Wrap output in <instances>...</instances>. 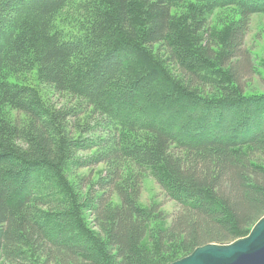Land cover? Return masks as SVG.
Returning a JSON list of instances; mask_svg holds the SVG:
<instances>
[{"label":"trees","instance_id":"trees-1","mask_svg":"<svg viewBox=\"0 0 264 264\" xmlns=\"http://www.w3.org/2000/svg\"><path fill=\"white\" fill-rule=\"evenodd\" d=\"M186 1L0 0V264H170L264 215V0ZM33 69L47 97L9 79ZM146 172L176 212L141 205Z\"/></svg>","mask_w":264,"mask_h":264},{"label":"rangeland","instance_id":"rangeland-1","mask_svg":"<svg viewBox=\"0 0 264 264\" xmlns=\"http://www.w3.org/2000/svg\"><path fill=\"white\" fill-rule=\"evenodd\" d=\"M196 2L187 0L186 3L178 5L173 9L174 14H177V18L181 19L183 16L189 15V10L194 9ZM237 10L235 8H217L212 13V17L209 21L208 31L210 37L215 38L217 34L224 36L229 27V22L237 18ZM63 17H65L63 15ZM201 37L205 33H199ZM246 48L251 51L254 74L250 76L244 84L248 93H264V13L254 14L251 16V23L248 34L245 41ZM153 51H156L154 49ZM156 53V52H155ZM157 59L161 60V57ZM164 62V61H163ZM171 74L176 75V69L172 68L170 64H163ZM9 79L12 81L21 82L36 88L43 97H47L48 93L43 84L40 82L36 69H33L27 73L19 75H9ZM53 96V95H52ZM51 96V97H52ZM50 97V99H51ZM65 96L54 95L52 102L58 104L65 103ZM103 170L102 167L97 169L98 172ZM84 172V171H83ZM143 187L140 203L143 206H150L152 204L161 205V209L168 214H172L178 210V205L174 200H171L166 196L164 190L160 187L156 179L149 173L143 175ZM89 191L86 190V192Z\"/></svg>","mask_w":264,"mask_h":264},{"label":"water","instance_id":"water-1","mask_svg":"<svg viewBox=\"0 0 264 264\" xmlns=\"http://www.w3.org/2000/svg\"><path fill=\"white\" fill-rule=\"evenodd\" d=\"M170 264H264V215L246 236L227 244L199 246Z\"/></svg>","mask_w":264,"mask_h":264}]
</instances>
